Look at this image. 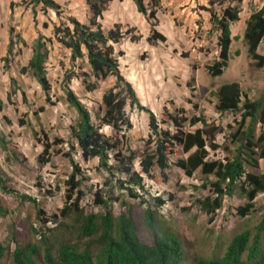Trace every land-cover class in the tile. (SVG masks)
I'll return each mask as SVG.
<instances>
[{"label": "trees", "instance_id": "1", "mask_svg": "<svg viewBox=\"0 0 264 264\" xmlns=\"http://www.w3.org/2000/svg\"><path fill=\"white\" fill-rule=\"evenodd\" d=\"M112 0H84L85 19L79 21L65 14L64 8L53 0H26L29 6L35 37L30 44V55L26 65L20 69L37 83L48 100L49 85L44 64L48 47L55 42L68 52L69 69L62 74L61 95L63 101L75 112V120L69 126V139L63 153L70 172L62 181L63 202L58 215L45 216L34 199L10 188L9 180L0 172V217L7 214L1 195L14 196L20 201L29 202L34 208L37 225L30 227L37 242L15 241L8 264H264V108L261 99H250L242 92L237 82L219 85L212 93L214 109L221 116L233 115V128L227 126L220 146L215 143L217 133L222 129L206 122L202 115L187 117L182 109L163 106L159 120L142 107L131 87L119 70L114 50L120 40H139L133 27L123 28L120 21L112 28L103 31L99 19ZM122 1V0H117ZM148 24V35L144 41L150 47L163 43L165 38L155 30L156 12L160 9L159 0H130ZM242 0H206L205 5H194L191 11L207 17L206 36L213 37L216 54L204 66L206 74L216 77L228 65L229 46L232 41L230 26L238 21L239 5ZM46 14L51 11L57 23L51 24L52 37L45 38L37 29L34 8ZM242 43L249 66L264 72V0L258 9L252 10L243 21ZM200 27L202 24L197 22ZM46 28V24H41ZM6 53H10L15 43L25 45L18 35L9 29ZM186 58L185 53H178ZM237 55V51L234 52ZM87 70L82 71V65ZM194 71V66H190ZM74 70L78 71L80 83L86 93L96 89V82L111 79L112 86L100 96L96 112L91 113L76 97L67 83ZM90 79H93L94 82ZM193 77L185 83L190 97L195 88ZM264 89V88H263ZM135 108L147 114L149 135L138 159V170L132 169L134 156L123 150V130L131 124L125 110ZM192 108H196L192 105ZM22 125V122H19ZM198 127L192 130L187 127ZM159 125L163 126L160 127ZM109 129V136L102 129ZM35 140L41 145L37 162L45 164L51 155L60 150L53 147L62 144L61 139L50 142L41 132ZM0 148L6 151L0 138ZM220 149L221 160H212L213 152ZM75 151L84 162L95 161L96 170L105 176L102 188L95 185L86 187L78 165L70 152ZM171 168L179 169L186 179L198 175L200 187L207 195L197 198L196 203L204 215H211L221 208L223 198L232 197L234 192L244 203L235 208L238 217H245L253 210L252 201L257 195L263 199L258 205L259 218L250 230L234 234L218 257H192L186 262L181 242L177 235L160 226L158 209L165 200L159 194H151L145 189L143 176L153 180L157 171L161 181H167ZM148 181V180H147ZM91 193L90 210L80 204L84 192ZM118 192L114 195L113 192ZM139 191V192H138ZM47 196L52 191L44 190ZM138 193H141L138 194ZM123 197L135 199L142 206V224L150 241L141 238L138 217L133 207ZM168 198L171 196L168 194ZM118 207L117 214L111 205ZM96 209L93 211V209ZM52 218L53 223L48 219ZM210 219V218H209ZM5 249L0 246V258Z\"/></svg>", "mask_w": 264, "mask_h": 264}, {"label": "rangeland", "instance_id": "2", "mask_svg": "<svg viewBox=\"0 0 264 264\" xmlns=\"http://www.w3.org/2000/svg\"><path fill=\"white\" fill-rule=\"evenodd\" d=\"M26 0H0V138L5 144L6 151L0 148V172L9 180L10 188L34 199L37 207L45 216L58 215L63 202L62 181L70 172V167L63 153L67 151L65 142L69 139V126L75 120V112L67 106L61 95L62 74L69 69L68 52L53 42L48 47L47 59L44 64L46 79L49 85L48 100L45 99L37 83L26 72L20 69L26 65L30 55V44L35 37L32 27L30 8L24 5ZM79 21L85 19L86 6L84 0H53ZM261 0H254V7ZM160 9L156 12L157 24L155 30L165 38L163 43L150 47L144 41L148 35L149 26L144 18L136 12L130 0H112L106 11L99 19L103 31L112 28L120 21L123 28L133 27L135 34L140 38L130 41L127 37L115 45L119 70L124 79L131 85L139 104L151 112L159 120L163 106L182 109L184 115H202L206 122L214 124L212 93L223 83L236 81L242 92L248 98L261 99L264 108V72L249 66L245 48L240 39V32L235 34L229 46V60L226 69L219 76L210 78L204 69L215 57L213 37H207V23L205 15H197L190 10L191 5L186 0H159ZM246 14L247 5L242 4ZM38 31L45 38L52 37L51 24L57 23V18L51 11L43 14L39 6L34 8ZM197 22L202 25L199 27ZM45 23L46 28L41 24ZM16 34L24 42V46L15 43L10 53H6L9 38L8 30ZM237 51V55L234 52ZM178 53H185L182 58ZM194 66L191 71L190 66ZM82 71L87 68L83 64ZM78 71L74 70L67 83L68 87L91 112H96L100 103L101 94L113 81L96 82V89L86 93L80 83ZM193 77L194 97H190L185 83ZM94 82L93 79H90ZM195 105L196 108H192ZM125 114L131 124L129 130H123V150L125 154L133 153L132 169L138 170V159L142 153L144 142L149 135L147 114L126 109ZM22 122V125L19 122ZM218 123H221L218 120ZM222 132L217 133L215 139L220 142L221 134H227L233 128V119L224 116L222 119ZM215 125V124H214ZM160 127H163L159 125ZM187 127L192 130L198 127ZM227 126H230L227 129ZM43 132L53 142L61 139L62 144L54 150H60L57 155H51L45 164L37 162L41 152V145L35 140ZM102 134L109 136V129L104 127ZM70 155L81 170L86 181L84 185H95L102 188L104 174L96 170V162H84L75 151ZM153 180L143 176L145 189L151 194H159L165 200L164 209L159 213L160 226L174 232L181 242V246L189 262L192 257L212 258L222 253L229 239L236 233L248 229L259 218L258 205L262 195H257L252 201L253 210L249 215L238 217L235 208L244 203L234 192L232 197L223 198L221 208L211 215H204L199 210L196 199L207 195L205 189L200 187V179L194 174L186 179L177 168H171L167 181H161L157 171L152 173ZM148 180V181H147ZM44 190L52 191L50 196ZM139 192V191H138ZM118 192H113L117 195ZM141 195V193H138ZM171 198H168L167 195ZM91 193L84 192L81 205L86 211L90 210ZM1 200L7 210L4 217H0V246L5 249L0 264H8L10 252L15 241L37 242L30 227L37 225L34 217V208L27 201H20L14 196L1 195ZM123 200L135 210L138 217L141 238L150 241L148 232L142 224V206L135 199L123 197ZM111 210L117 214L118 207L112 204ZM96 209L94 208L93 211ZM210 218V219H209ZM214 219V223H211ZM53 223L52 218L48 219ZM264 244V239H263ZM39 264V262H38Z\"/></svg>", "mask_w": 264, "mask_h": 264}, {"label": "crops", "instance_id": "3", "mask_svg": "<svg viewBox=\"0 0 264 264\" xmlns=\"http://www.w3.org/2000/svg\"><path fill=\"white\" fill-rule=\"evenodd\" d=\"M193 2H196L197 4L196 5H205L206 4V0H186V3L188 4H192ZM261 2L262 0L260 1V4L258 6H255L254 7V0H242V2L240 3L239 5V13H238V21L236 23H233L231 26H230V34H231V37H233L235 34H233V30L235 31H238L240 32V39L242 38V33H243V29H244V24H243V21L246 19V17L248 16V14L252 11V10H255V9H258L261 5ZM242 4H245L247 5V7L249 9H247V12L246 14L244 13V10L242 8ZM191 7L190 6V10H191ZM198 14L201 15H205L206 17V14L204 12H199ZM206 21H207V17H206ZM242 41V40H241ZM231 45V43H230ZM245 48V47H244ZM232 82H236V81H232ZM215 103V102H214ZM214 103H213V115H219V113L214 109ZM226 114V115H225ZM222 115H225L227 117H231V119L233 118V115H231L230 113H223ZM224 117V116H223ZM194 127V126H193Z\"/></svg>", "mask_w": 264, "mask_h": 264}, {"label": "built area", "instance_id": "4", "mask_svg": "<svg viewBox=\"0 0 264 264\" xmlns=\"http://www.w3.org/2000/svg\"><path fill=\"white\" fill-rule=\"evenodd\" d=\"M226 115V114H225ZM225 115H221V116H219V115H213V120H214V124L216 125V126H222V119H223V116H225ZM218 120L221 122V123H218ZM223 129V128H222ZM222 135V134H221ZM222 142H223V139H221L220 140V142H218L216 139H215V143L218 145V146H220L221 144H222ZM222 152L220 151V149H216L214 152H213V156H211V159L212 160H221L222 159ZM154 195V194H153ZM162 209H164V205L163 206H161L159 209H158V212L159 213H161L162 212ZM217 210H215L214 212H216ZM211 223H214V219L212 220V222Z\"/></svg>", "mask_w": 264, "mask_h": 264}]
</instances>
